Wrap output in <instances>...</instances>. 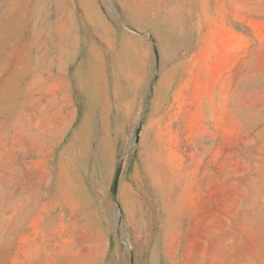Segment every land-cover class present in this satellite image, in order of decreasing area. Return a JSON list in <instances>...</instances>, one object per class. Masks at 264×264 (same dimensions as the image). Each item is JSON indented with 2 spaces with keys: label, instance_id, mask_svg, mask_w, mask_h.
I'll list each match as a JSON object with an SVG mask.
<instances>
[{
  "label": "rangeland",
  "instance_id": "1",
  "mask_svg": "<svg viewBox=\"0 0 264 264\" xmlns=\"http://www.w3.org/2000/svg\"><path fill=\"white\" fill-rule=\"evenodd\" d=\"M0 264H264V0H0Z\"/></svg>",
  "mask_w": 264,
  "mask_h": 264
},
{
  "label": "bare ground",
  "instance_id": "2",
  "mask_svg": "<svg viewBox=\"0 0 264 264\" xmlns=\"http://www.w3.org/2000/svg\"><path fill=\"white\" fill-rule=\"evenodd\" d=\"M118 60H122L124 57V53L121 52L120 54H118ZM131 66V65H130ZM101 68V64L97 63L94 58L90 57L87 60L86 63V68H85V72H84V76L82 78L83 83H85L88 86V90H91V83L95 81L96 78V74L98 73V70ZM139 68V67H138ZM101 70V69H100ZM134 89V88H133ZM6 111V110H5ZM77 161L75 160V158L70 159L69 163H71L72 165L75 164ZM80 192L83 194V189L80 188Z\"/></svg>",
  "mask_w": 264,
  "mask_h": 264
}]
</instances>
